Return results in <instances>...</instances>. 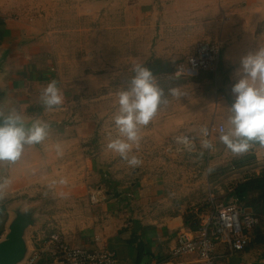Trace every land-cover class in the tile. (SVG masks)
Returning a JSON list of instances; mask_svg holds the SVG:
<instances>
[{
    "label": "crops",
    "instance_id": "crops-1",
    "mask_svg": "<svg viewBox=\"0 0 264 264\" xmlns=\"http://www.w3.org/2000/svg\"><path fill=\"white\" fill-rule=\"evenodd\" d=\"M148 1L153 2L140 0ZM143 9L151 19L164 13L169 15V20L164 17L159 22L143 21ZM138 11L140 20L133 23L132 41L127 47L123 41V46L131 53L130 61L181 62L194 52L198 41L220 40L222 47L217 70L211 72V78L205 72L187 81L173 82L169 95L164 92L155 116L147 126L139 128V144L138 147L133 145L130 156L136 155L142 163L135 168L106 147L111 139H124L114 123V117L119 114L116 94L129 86L124 85L125 80L114 90L95 86L94 82L103 85L100 79L109 73L94 76L85 91L91 96L80 102L70 100V109L75 106V122L65 128L60 112L46 117V138L37 144H25L20 157L11 165L10 174L21 170L25 175L20 182L12 181L11 186H0V195L8 190L31 187L33 175L43 176L38 181H45L43 178L54 171L69 168L75 174V178H69L73 184L61 186L39 182L53 186L59 198L70 205V210L62 214L67 216L68 224L53 233L60 234L66 244L87 249L106 245L113 252L116 264H194V254L173 256L170 253L176 244L177 232L186 225L184 217H190L194 207L205 201L207 183L214 184L213 193L218 199L223 194L222 172L216 174V169L224 164L222 161L244 155L249 160L244 164L246 173L241 176L247 175L248 171L258 174L264 167V146L258 142H252L253 147L248 153L234 155L219 139L233 127L229 123L231 105L235 101L232 87L246 75L242 71L241 55L223 56L227 48L225 39L229 35L226 19L228 15L242 13L264 17V0H169V6L145 4L138 6ZM10 31V26L0 23V62H5V72H1L6 80L3 82L4 77H0V85L5 83L13 89L15 101L14 105L7 104L6 109L36 116L38 106L45 107L41 92L51 79L44 76L53 73V67L39 76L31 59L47 46L45 43L42 46L13 45ZM249 40L252 41H247V45L262 42L264 48V39L259 43V39ZM118 56L125 60V50L119 51ZM130 72L132 78L134 73ZM191 83L195 85L191 86ZM172 89L179 95H173ZM71 91L75 93L76 88L72 87ZM83 102L91 107L80 116L78 106ZM211 123H221L225 127L223 133H214L210 137L211 148L198 143L197 152L187 153L172 144L175 134L182 131L198 137L201 127ZM92 186L105 193L104 199L96 205L87 203L88 197L81 191ZM232 187L223 191L226 199ZM79 207L83 209L79 210ZM250 242L251 238L242 250H230L218 244L216 264H264V246L256 247ZM54 252L50 237L43 244L27 238V243L18 246L10 263L58 264Z\"/></svg>",
    "mask_w": 264,
    "mask_h": 264
},
{
    "label": "rangeland",
    "instance_id": "rangeland-1",
    "mask_svg": "<svg viewBox=\"0 0 264 264\" xmlns=\"http://www.w3.org/2000/svg\"><path fill=\"white\" fill-rule=\"evenodd\" d=\"M145 4L169 6V0H153L152 3L149 1L144 3L140 0H0L2 24L11 27L9 37L13 40V45L42 46L45 43L47 49L35 53L32 56L31 65L35 67L34 70L39 76L44 75L47 69L53 67V73L44 77L57 80L58 87L64 96V103L53 106L52 109L38 106L36 116H28L15 110L21 116L26 128L31 127L32 123L37 120L44 123L46 117L50 118L53 113L57 112H60L62 116V125L65 128L71 127L77 117L73 113L75 106L72 109L69 107L70 100H78V102L87 100V96L91 95L85 92L86 87L90 85V80L96 75L109 73L100 79L103 81V85L94 82L95 86L114 90L118 85H123V80H125V86H130L131 77L129 76L132 74L130 70L134 63L130 61L131 53L127 48L125 49L123 41L126 47L131 43L134 31L133 23L140 20L138 6L142 7ZM242 14L227 16L229 35L225 39L227 48L225 47L223 56L237 57L241 55L242 59L249 53L254 54L263 48V43H259V41L264 39V17H260L256 13ZM142 16L143 21L147 22L152 20L159 22L164 17L167 21L169 20V15L164 13L157 14L155 19H151L149 13H144V9ZM253 38L259 39V44L247 45V41L250 43L252 40L249 39ZM123 49L126 53L125 60L119 59L118 56L119 51H123ZM104 50L109 53H105ZM183 61L165 64L168 69L163 72L151 67L162 63L146 62L142 64L152 70L155 83L163 89L166 95H169V89L172 88L173 82L176 84L180 81H187L195 75L202 76L203 73L208 72L207 70L197 72L186 70L185 73H181L178 70V65ZM0 64L2 66L0 67V77H4L1 81L5 82V75L1 72L4 70L5 62H0ZM123 71H127V74H123ZM194 85L191 83V86ZM72 87L76 88L75 93L71 91ZM10 103L12 105L15 103L13 89H9V86L3 83L0 85V121L12 113L10 109H6V105ZM90 107L91 105L84 102L80 104L78 106L80 116L84 115ZM113 107L115 108L116 105ZM91 137H94V134ZM230 162V160L222 161L224 164L216 169L217 174L222 168L220 186L223 194L219 197V203L227 201L224 196L227 188L231 185L234 187L244 177L256 175L249 171L245 176L230 172L228 166ZM12 164L13 161H0V186H11L12 181L20 182L25 175V173H21V170L19 173L10 174ZM244 164L243 166H245ZM39 177L41 179L43 176L35 177L33 175L30 182H34V184L31 183V187L8 190L0 195L2 202L0 235H4L0 236V247L7 243L10 237L11 240L15 237L14 240L18 246L23 242L27 243V238L43 244L51 234L59 232L68 224L67 216H62L64 212L70 210L68 201L59 198V194L55 193L53 186L40 185L39 182H49L61 186L73 184L74 182H71L69 178H75L74 171L71 173L69 168L59 169L43 178L46 179L45 181H38ZM26 181L28 180L26 179ZM95 189L96 186H92L89 189L81 190L84 192L83 196L88 197L87 203L89 202V204H91L90 194L99 191ZM229 192L231 193V191ZM103 195L105 197L104 192ZM78 209L81 210L83 207ZM54 215L56 216L54 217ZM10 218L16 220L11 221ZM260 225H262L264 235V222L262 224L260 221ZM250 244L256 247L264 246V239L257 242L252 235Z\"/></svg>",
    "mask_w": 264,
    "mask_h": 264
},
{
    "label": "clouds",
    "instance_id": "clouds-1",
    "mask_svg": "<svg viewBox=\"0 0 264 264\" xmlns=\"http://www.w3.org/2000/svg\"><path fill=\"white\" fill-rule=\"evenodd\" d=\"M241 67L246 75L232 87L235 101L231 105L229 123L233 127L219 137L234 155L248 153L254 141L264 146V48L243 57ZM132 71L130 86L116 94L119 114L114 117V123L124 139H111L106 147L135 168L142 163L136 155L130 156L133 145L138 147L139 144V128L147 126L155 116L164 91L155 83L149 67L137 62ZM171 91L173 95H179L177 90ZM41 99L48 109L64 103L57 80L53 79L43 87ZM47 128L46 123L38 120L26 128L21 116L13 110L0 121V161L17 160L25 144H37L46 138ZM203 147L211 148L212 144L204 141Z\"/></svg>",
    "mask_w": 264,
    "mask_h": 264
},
{
    "label": "built area",
    "instance_id": "built-area-1",
    "mask_svg": "<svg viewBox=\"0 0 264 264\" xmlns=\"http://www.w3.org/2000/svg\"><path fill=\"white\" fill-rule=\"evenodd\" d=\"M222 41H198L194 52L186 55L178 70H207L215 72L221 53ZM225 127L221 123H211L200 129L196 137L191 133L179 132L171 142L187 153L199 150L198 143L203 146L214 133H223ZM230 170L243 175L245 166H234L229 163ZM214 184L207 183V197L205 201L194 207L188 224L177 232L176 244L171 255L181 256L194 254V264H216V249L218 244L225 245L230 250H242L250 241L251 231L259 225V219L250 207H241L237 198L230 192L227 202L219 203L213 193ZM232 191V190H231ZM104 199L103 192L91 193L89 201L96 205ZM54 248V255L58 264H116L113 252L106 246L87 249L72 247L63 241L60 234L50 236Z\"/></svg>",
    "mask_w": 264,
    "mask_h": 264
},
{
    "label": "trees",
    "instance_id": "trees-1",
    "mask_svg": "<svg viewBox=\"0 0 264 264\" xmlns=\"http://www.w3.org/2000/svg\"><path fill=\"white\" fill-rule=\"evenodd\" d=\"M0 23H2V19L0 17ZM2 40V34L0 33V42ZM168 63H162L158 66H151L154 69H157L159 72H163L167 70L166 65ZM208 78H211L212 73H206ZM249 158H246V155L239 157L237 159H233L231 163L234 166H241L246 163ZM222 168L219 169L221 171ZM231 195L234 198H237L241 207H250L254 211L255 215L260 221L264 222V167H262L258 174L244 177L243 179L239 180L236 185H234ZM0 208H2V202L0 201ZM192 215H190L191 217ZM189 216H185L184 220L185 223L188 224L190 221ZM262 225H258L254 228L250 233V238L252 239V235H254L255 240L263 241L264 235L262 233Z\"/></svg>",
    "mask_w": 264,
    "mask_h": 264
},
{
    "label": "water",
    "instance_id": "water-1",
    "mask_svg": "<svg viewBox=\"0 0 264 264\" xmlns=\"http://www.w3.org/2000/svg\"><path fill=\"white\" fill-rule=\"evenodd\" d=\"M14 239L15 237L13 238V240H11V237H10L7 243L1 245L0 264H8L10 260L14 257V255L16 254L18 245Z\"/></svg>",
    "mask_w": 264,
    "mask_h": 264
},
{
    "label": "bare ground",
    "instance_id": "bare-ground-1",
    "mask_svg": "<svg viewBox=\"0 0 264 264\" xmlns=\"http://www.w3.org/2000/svg\"><path fill=\"white\" fill-rule=\"evenodd\" d=\"M8 264H11L10 262Z\"/></svg>",
    "mask_w": 264,
    "mask_h": 264
}]
</instances>
